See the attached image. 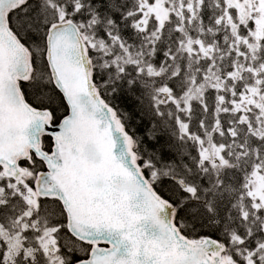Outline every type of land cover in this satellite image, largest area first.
<instances>
[{
  "label": "snow or ice",
  "instance_id": "1",
  "mask_svg": "<svg viewBox=\"0 0 264 264\" xmlns=\"http://www.w3.org/2000/svg\"><path fill=\"white\" fill-rule=\"evenodd\" d=\"M0 264H264V0H0Z\"/></svg>",
  "mask_w": 264,
  "mask_h": 264
}]
</instances>
